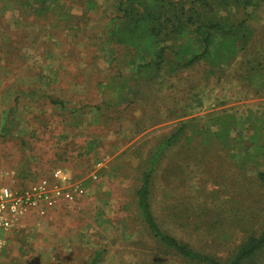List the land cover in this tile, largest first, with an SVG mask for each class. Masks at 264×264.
I'll return each mask as SVG.
<instances>
[{
    "label": "rangeland",
    "instance_id": "rangeland-1",
    "mask_svg": "<svg viewBox=\"0 0 264 264\" xmlns=\"http://www.w3.org/2000/svg\"><path fill=\"white\" fill-rule=\"evenodd\" d=\"M115 7L0 0V186L62 168L85 189L76 206L25 217L0 264H190L146 234L135 198L149 158L181 126L153 173L158 222L223 260L264 228V1L234 58L184 67L166 50L142 73L131 48L109 39ZM245 264H264V250Z\"/></svg>",
    "mask_w": 264,
    "mask_h": 264
},
{
    "label": "trees",
    "instance_id": "trees-1",
    "mask_svg": "<svg viewBox=\"0 0 264 264\" xmlns=\"http://www.w3.org/2000/svg\"><path fill=\"white\" fill-rule=\"evenodd\" d=\"M115 1L116 7L107 30L109 39L131 48L134 68L142 73L145 69H159L166 58V50L174 51L178 62L184 67H191L210 58L220 59L227 55L234 58L237 51L250 43L253 33L250 26L252 9L261 5L264 0ZM187 40H190L191 44L196 43L199 51L194 53L195 50L190 43H186ZM35 94L36 91L32 92L31 97ZM40 97L41 95L38 98ZM43 98L63 111L69 109L66 102L53 97L52 94ZM183 132L184 126H181L159 144L142 172L135 198L138 215L146 234L160 250L181 257L190 264H245L264 250V228L259 233L246 235L232 257L223 260L179 239L164 228L155 216L152 201L153 173L161 155ZM216 135L219 137V133ZM246 155L256 156L247 152ZM255 178L264 190V171L258 169ZM98 262L97 255L90 264Z\"/></svg>",
    "mask_w": 264,
    "mask_h": 264
},
{
    "label": "built area",
    "instance_id": "built-area-1",
    "mask_svg": "<svg viewBox=\"0 0 264 264\" xmlns=\"http://www.w3.org/2000/svg\"><path fill=\"white\" fill-rule=\"evenodd\" d=\"M84 192L83 186L74 182L71 174L62 168L54 169L20 188L1 185L0 252L11 232L25 217L31 213L46 215L62 202L69 207L76 206Z\"/></svg>",
    "mask_w": 264,
    "mask_h": 264
},
{
    "label": "crops",
    "instance_id": "crops-1",
    "mask_svg": "<svg viewBox=\"0 0 264 264\" xmlns=\"http://www.w3.org/2000/svg\"><path fill=\"white\" fill-rule=\"evenodd\" d=\"M12 181H15L16 183H20L21 181L19 180V178L15 177L14 180Z\"/></svg>",
    "mask_w": 264,
    "mask_h": 264
}]
</instances>
